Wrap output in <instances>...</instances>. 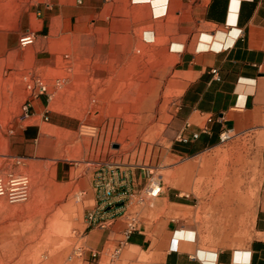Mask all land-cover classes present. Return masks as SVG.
<instances>
[{"label": "rangeland", "instance_id": "rangeland-1", "mask_svg": "<svg viewBox=\"0 0 264 264\" xmlns=\"http://www.w3.org/2000/svg\"><path fill=\"white\" fill-rule=\"evenodd\" d=\"M93 3L96 13L84 0H0V174L31 178L26 202L0 198V264L95 263L86 248L95 174L130 181L133 206L156 208L158 197L145 193L153 179L173 187L182 85L171 46L143 38L144 10L114 14L112 23L109 7L100 12L109 0ZM27 32L36 40L22 47ZM36 96L48 120L22 114ZM33 124L41 134L25 141ZM240 152L229 161L243 167L248 186L258 181V161L250 141Z\"/></svg>", "mask_w": 264, "mask_h": 264}, {"label": "crops", "instance_id": "crops-1", "mask_svg": "<svg viewBox=\"0 0 264 264\" xmlns=\"http://www.w3.org/2000/svg\"><path fill=\"white\" fill-rule=\"evenodd\" d=\"M93 4L84 0L85 11L96 13ZM106 7L112 23L114 14L144 10L137 22L147 28L143 38L173 45L182 93L169 156L179 163L156 208L134 206L139 223L131 232L123 212L130 181L118 184L107 205L92 183L87 192L103 220L86 235V248L98 253L93 264H264V0H109L100 12ZM46 112L44 96H36L30 116ZM40 134L33 124L23 139ZM244 141L259 166L258 181L248 186L243 167L229 161L235 151L242 156ZM214 174L216 182L198 180Z\"/></svg>", "mask_w": 264, "mask_h": 264}, {"label": "built area", "instance_id": "built-area-1", "mask_svg": "<svg viewBox=\"0 0 264 264\" xmlns=\"http://www.w3.org/2000/svg\"><path fill=\"white\" fill-rule=\"evenodd\" d=\"M36 36L34 32H27L20 36L19 44L22 47H28L35 43ZM173 50V45L171 46ZM212 72L217 75V69H212ZM47 91L46 86L41 84L40 94H44ZM22 114L25 117L30 116V103L26 102L22 108ZM48 120V117L45 118ZM229 138L227 133H224L222 136V141H226ZM116 175V174H115ZM115 175L113 177L107 178L102 177L101 174H98L96 180V187L98 189L99 196L105 205L109 200L114 196L118 182L115 180ZM31 189V178L27 174H16L14 172H6L0 174V198H4L10 204H18L26 202L30 197ZM163 192V184L161 179H153L150 185L146 188L145 193L148 198H157ZM133 197L134 195L128 193L127 201L123 206V212L126 213L127 221V231L131 232L136 230L139 223V211L134 210L133 206ZM104 208V207H103ZM89 220L95 223H101L100 219V208L93 210L89 213ZM104 225V222H103ZM93 257H97L98 253L91 251Z\"/></svg>", "mask_w": 264, "mask_h": 264}, {"label": "bare ground", "instance_id": "bare-ground-1", "mask_svg": "<svg viewBox=\"0 0 264 264\" xmlns=\"http://www.w3.org/2000/svg\"><path fill=\"white\" fill-rule=\"evenodd\" d=\"M214 43V42H213ZM204 44V43H203ZM207 45H209V44H207ZM210 46H211V44H210Z\"/></svg>", "mask_w": 264, "mask_h": 264}]
</instances>
